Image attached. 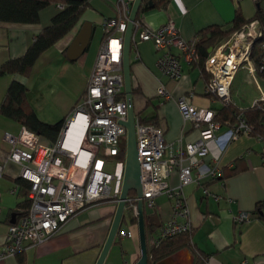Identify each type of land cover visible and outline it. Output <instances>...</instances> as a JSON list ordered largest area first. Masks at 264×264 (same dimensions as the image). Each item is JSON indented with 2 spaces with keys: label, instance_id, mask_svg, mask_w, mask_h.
Listing matches in <instances>:
<instances>
[{
  "label": "crops",
  "instance_id": "1",
  "mask_svg": "<svg viewBox=\"0 0 264 264\" xmlns=\"http://www.w3.org/2000/svg\"><path fill=\"white\" fill-rule=\"evenodd\" d=\"M237 7L246 19H250L257 3L256 0H152L151 5L149 2L143 4L138 11L143 25L158 28L172 21L180 36L191 40L208 26L228 28ZM58 10L53 4L43 8L35 24L0 22V66L8 59L23 55ZM118 14L117 0H89V7L78 23L38 56L27 77L20 74L0 76V103L10 83L17 80L25 84L27 99L42 121L56 123L66 118L86 89L102 45L104 21L116 19ZM84 21L92 23L89 44L80 57L70 61L66 49ZM207 52L210 53L209 48ZM159 53L149 40L137 42L130 49L133 107L136 117L139 115L162 128L165 143L176 149L199 137L198 128L182 118L176 104L178 97L193 91L190 102L196 107L217 109L223 103L212 100L205 93L207 73L202 72L198 64L182 61L181 78L170 80L156 66ZM159 84L166 87L170 98L157 94ZM229 97L232 105L240 109L251 107L264 97V76L256 72L252 60L236 71ZM21 127L19 122L0 115V251L8 225L14 222L18 204L23 200L17 182L20 165L8 159L11 145L4 134H17ZM227 130L226 125L221 126L216 137L207 141L208 154L201 168L203 171L205 167L218 164L221 175L208 184L193 182L184 187L191 220L190 246L154 264H198L194 250L212 256V264H264V219L259 218L255 210L259 205L264 211V143L247 134L227 139ZM168 181L172 186L177 185L176 170L171 172ZM204 185L208 187V194L203 191ZM116 206V201L89 205L70 217L53 237L5 257L0 264H95L109 234ZM242 211L250 214L249 219L235 222L234 216ZM144 212L147 216L145 227L154 235L170 218L171 201L158 195L153 208H144ZM148 216L156 218L150 229ZM133 217L134 210L128 206L118 232L130 230L132 235L120 238L116 234L103 264H136L139 260V233Z\"/></svg>",
  "mask_w": 264,
  "mask_h": 264
},
{
  "label": "built area",
  "instance_id": "2",
  "mask_svg": "<svg viewBox=\"0 0 264 264\" xmlns=\"http://www.w3.org/2000/svg\"><path fill=\"white\" fill-rule=\"evenodd\" d=\"M133 0H117L118 17L104 21L106 38L97 53L86 89L64 124L55 142L40 143V136L22 126L17 134L6 132L11 148L8 159L20 165L19 176L29 182L27 197L30 206L26 214L8 225L0 260L22 252L56 235L68 219L89 205L105 201H118L123 178L124 159L116 156L125 138L126 128L121 121L127 118V106L122 76L123 36ZM261 36L257 19L243 25L223 43L213 48L204 61L209 74L205 93L212 100L230 103L229 88L240 66L250 63L251 46ZM152 41L159 51L156 66L170 80L183 74L182 61L187 64L198 60L196 40H186L172 21L151 28L134 21L131 42ZM176 50V52L173 51ZM227 49V51H226ZM260 70H264L262 47ZM157 94L170 98L169 91L159 84ZM193 91L176 99L184 120H189L199 130L193 142L173 149L166 144L163 130L151 123H140L135 116L136 149L140 161L142 199L144 208H153L154 199L164 195L171 201V216L150 235L146 229L148 257L150 251L163 240L191 230L189 209L184 187L190 183L206 184L221 175L218 164L205 167L208 154L207 141L216 137L222 124L215 120V110L196 107L190 102ZM264 100V97L261 98ZM71 136H69V131ZM251 126L242 115L228 127L227 139L249 135ZM112 159L117 169L110 170ZM1 170V166H0ZM178 173V183L169 184L172 171ZM205 194L209 193L204 185ZM134 193L126 202L137 211ZM248 212H239L235 222L249 219ZM120 238L130 237V230H120ZM212 256L202 257V264H212Z\"/></svg>",
  "mask_w": 264,
  "mask_h": 264
},
{
  "label": "trees",
  "instance_id": "3",
  "mask_svg": "<svg viewBox=\"0 0 264 264\" xmlns=\"http://www.w3.org/2000/svg\"><path fill=\"white\" fill-rule=\"evenodd\" d=\"M150 1L152 2V0ZM148 2L149 0H142L139 7H142L143 4L147 5ZM256 3H258V5L255 14L250 19H246L240 8L237 7L228 28L212 25L199 31L195 43L198 60L194 64H198L202 72L207 73L204 70V61L209 55L207 52L209 47H215V45L230 37L233 32L239 30L243 25L253 19H257L258 28L261 30V36L255 39L251 46L250 59L255 64L256 72L264 76V70H260V55L262 47H264V0H256ZM51 4L57 5L59 10L52 16L50 23L36 34L34 40L23 55L8 59L0 66V76L6 74H20L27 77L38 56L64 37L78 23L86 8L89 7V0H0V22L38 23L40 10ZM135 21L139 22L141 25L143 24L139 17V11ZM106 36L107 33L105 32L103 40ZM134 45L135 43L131 42V47H134ZM208 78L209 74L207 73V80ZM214 110L215 120L219 121L222 126L226 125L227 127L235 124L237 122V117L242 115L251 126L249 135L264 143V100L260 99L256 101L253 106L243 109L236 108L230 102L228 104H222L221 107ZM0 115L19 122L22 126L37 133L49 143L56 141L65 121V118L56 123L42 121L27 99V88L25 84L17 80H13L6 90L4 98L0 103ZM138 119L140 123H151L156 125L139 115ZM125 148L126 140L124 138L120 144L119 154L116 156L118 160L124 159ZM262 156H264V152H262ZM212 181H208L206 184ZM17 182L22 189L21 194L23 195V200L18 204V210L15 213L16 216L14 221L26 214L30 206V200L27 197L29 182L22 178H18ZM133 194V191L129 192V196ZM255 210L259 213L258 217L264 219V211H262L259 205H256ZM152 225L153 223L149 222L148 229H150ZM190 231L167 238L158 246L154 247L150 251L148 264H154L159 259L183 247H189L191 237ZM194 254L195 258L199 260L198 264H202V257L206 255H202L200 252H196V250H194Z\"/></svg>",
  "mask_w": 264,
  "mask_h": 264
},
{
  "label": "water",
  "instance_id": "4",
  "mask_svg": "<svg viewBox=\"0 0 264 264\" xmlns=\"http://www.w3.org/2000/svg\"><path fill=\"white\" fill-rule=\"evenodd\" d=\"M141 1L142 0H133L129 13V19L123 36L121 67H122L125 101L127 106V118L126 120L121 121V124L126 128V148H125L122 184H121L120 195L117 201V206L109 234L95 264H103V261L118 232L122 216L124 215V210L129 206L126 200L130 191H133L139 198L137 200V211L136 213L134 212V217H133V219L135 218L137 221L140 250H141L140 258L136 264H148V250L146 246V229H145L147 216L144 212L142 199H140L142 194V183H141L140 161L136 149L135 112L133 107V88H132V79H131V71H130V49H131V37L133 32V23L138 13V9L141 4ZM149 4L151 5L150 0H149ZM91 34H92V23L90 21H84L80 26V29L78 30L77 34L75 35V37L73 38V40L66 49V56L68 60L74 61L84 53V51L86 50L89 44ZM211 50H212V46L209 47V52H211ZM148 221L155 223L156 218L152 216H148Z\"/></svg>",
  "mask_w": 264,
  "mask_h": 264
},
{
  "label": "rangeland",
  "instance_id": "5",
  "mask_svg": "<svg viewBox=\"0 0 264 264\" xmlns=\"http://www.w3.org/2000/svg\"><path fill=\"white\" fill-rule=\"evenodd\" d=\"M39 141L42 144H48V142L45 139H43L42 137H40ZM109 169L113 170V171L117 169V160L116 159H112L110 161Z\"/></svg>",
  "mask_w": 264,
  "mask_h": 264
},
{
  "label": "bare ground",
  "instance_id": "6",
  "mask_svg": "<svg viewBox=\"0 0 264 264\" xmlns=\"http://www.w3.org/2000/svg\"><path fill=\"white\" fill-rule=\"evenodd\" d=\"M71 131H72V129L69 131V136H71L72 134H71Z\"/></svg>",
  "mask_w": 264,
  "mask_h": 264
}]
</instances>
